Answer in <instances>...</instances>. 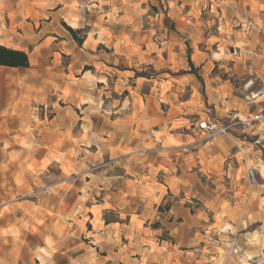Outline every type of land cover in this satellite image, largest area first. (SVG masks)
Returning a JSON list of instances; mask_svg holds the SVG:
<instances>
[{
    "label": "rangeland",
    "instance_id": "1",
    "mask_svg": "<svg viewBox=\"0 0 264 264\" xmlns=\"http://www.w3.org/2000/svg\"><path fill=\"white\" fill-rule=\"evenodd\" d=\"M230 1L0 0V41L31 59L24 75L0 68V264L245 255L236 240L248 220L259 218L249 231L264 223V146L249 153L251 184L235 142L197 128L202 117L221 120L212 86L245 105L238 89L250 62L260 66L264 34L253 46L255 31L245 36L240 22L250 16L224 15ZM64 23L103 43L79 51L84 42ZM172 105L189 108L180 124L206 146L204 168L174 164ZM139 111L146 127L137 131L130 118Z\"/></svg>",
    "mask_w": 264,
    "mask_h": 264
},
{
    "label": "crops",
    "instance_id": "2",
    "mask_svg": "<svg viewBox=\"0 0 264 264\" xmlns=\"http://www.w3.org/2000/svg\"><path fill=\"white\" fill-rule=\"evenodd\" d=\"M231 4L229 5V9H224L223 13L227 16V13L229 16H232V18L236 17L238 19H241L245 16H250L255 19V21L259 24V20L264 21V0H232L230 1ZM79 9V8H77ZM227 10V12H226ZM73 13H75L72 10ZM77 13V12H76ZM62 21H66V18H64ZM262 21V22H263ZM80 25L81 21H77ZM240 22H242L240 20ZM79 27V26H77ZM253 37V46H257L258 44L263 42V37L261 36L259 32V28H257ZM100 36L97 35L96 42L91 43L89 41V36L86 37L84 43L81 46H78V50L82 52H88V50L93 51L95 49L96 45L99 43H103L102 40L99 38ZM0 46H5L7 48H11L14 50L24 51L27 53L29 58V63L31 65V59L30 54L27 50L24 48L14 46L10 43L1 42ZM250 52V51H249ZM251 61V59H249ZM249 66H254L252 62H250ZM256 66V65H255ZM259 67V66H256ZM1 69L8 70L9 72H12V74H25L26 71L30 68L25 66H7V65H0ZM191 76V75H190ZM193 80V79H192ZM214 81V79H211ZM206 82V81H205ZM196 84V83H195ZM18 87L21 85L18 84ZM223 85H218L217 87L212 86L211 92L207 94L208 103L214 104L216 109L218 110L217 115L221 117V121H227L226 119L229 117V113L235 110H241L242 112H249L250 107L246 104L244 105L243 102L236 96L233 95H226L225 93L221 92L220 88ZM173 107H178V110L174 112L171 116V110ZM189 108L186 106L179 107L178 105H172L170 108L167 116H169V131L168 135L166 137V140L168 141V150L172 151L174 154L179 155V157H175L173 160L176 161L174 164H181L184 167H199L204 168L208 162V154H207V148L202 143H200V140L197 138V134H192L191 131H187L183 128V126L180 124V121L186 120V116L188 115ZM133 121V124L131 125L132 128L135 130L143 129L146 127L145 124H141V112H138V116L136 113L132 118H130ZM138 122L137 125L136 122ZM142 125V126H141ZM193 132L195 130H192ZM153 142V141H151ZM196 173L192 172L189 175ZM256 217H253L252 220H248V228L246 230L247 233L242 234L241 238H238L236 240V244L239 247L240 251H245V255H239L236 258H231L224 262V256L217 255L215 260H211L208 257H202L200 260H198L202 264H264V257L261 255L264 249V223H260L256 225V227H253L251 231H249V226L255 223L257 221ZM264 220V219H262ZM242 239L245 240V242L242 243ZM241 240V241H240ZM250 254V255H249Z\"/></svg>",
    "mask_w": 264,
    "mask_h": 264
},
{
    "label": "built area",
    "instance_id": "3",
    "mask_svg": "<svg viewBox=\"0 0 264 264\" xmlns=\"http://www.w3.org/2000/svg\"><path fill=\"white\" fill-rule=\"evenodd\" d=\"M228 24L224 15L218 16V29L221 32ZM242 32L245 36H252L254 30L259 28V31L264 34V21L259 26L252 17H247L241 22ZM232 36L231 33L227 37ZM260 57V66H249V78L243 87L238 89V92L243 95V100L250 107L248 114H244L241 110H235L229 113L227 121L218 120L212 116H205L198 120L197 128L204 133L207 138H213L218 134L228 135L234 142L236 147V155L241 163L245 166L247 176L251 184L257 182L258 169L256 166L249 163V153L255 147L264 146V72L260 74V69H264V49L259 48L255 53ZM257 81H261L259 88L254 86ZM239 130L244 134V138H236L234 132ZM249 130V131H248ZM255 131V133H251ZM249 135L253 140L247 141Z\"/></svg>",
    "mask_w": 264,
    "mask_h": 264
},
{
    "label": "trees",
    "instance_id": "4",
    "mask_svg": "<svg viewBox=\"0 0 264 264\" xmlns=\"http://www.w3.org/2000/svg\"><path fill=\"white\" fill-rule=\"evenodd\" d=\"M64 25L72 33L78 43L82 44L84 42L87 35L78 38L77 34L79 33V30H75L65 23ZM0 65L29 67V58L27 53H25L24 51L0 46Z\"/></svg>",
    "mask_w": 264,
    "mask_h": 264
}]
</instances>
